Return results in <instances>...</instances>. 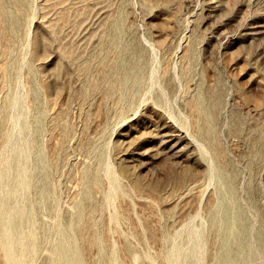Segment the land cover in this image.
<instances>
[{
    "label": "rangeland",
    "instance_id": "374dc122",
    "mask_svg": "<svg viewBox=\"0 0 264 264\" xmlns=\"http://www.w3.org/2000/svg\"><path fill=\"white\" fill-rule=\"evenodd\" d=\"M15 1L0 0V170L24 149L11 205L34 208L31 264L69 224L83 264H174L176 249L190 264L191 226L201 264L225 243L242 246L231 264H264V0Z\"/></svg>",
    "mask_w": 264,
    "mask_h": 264
},
{
    "label": "bare ground",
    "instance_id": "6f19581e",
    "mask_svg": "<svg viewBox=\"0 0 264 264\" xmlns=\"http://www.w3.org/2000/svg\"><path fill=\"white\" fill-rule=\"evenodd\" d=\"M153 74H154V70L152 69V72H149V75L153 76L152 78H154ZM138 84H139L138 76H134L129 83V85L133 88H136ZM18 123L20 125V129L23 130L25 128V123L20 121ZM198 143L199 142H197V144ZM198 145L200 146L202 154H205L208 151V150L206 151V148H204L202 145L200 144ZM12 152H13L12 155L6 158L5 161L6 167L0 170V249L4 254L6 264H31V254L36 250L38 239L33 232L29 233L30 236L29 242L31 244L28 245L26 242L23 225L32 218L34 208L30 204L11 205V202H13L12 200L15 199V196L18 194V191H23L28 185V181H27L28 173L26 172L24 162L19 157L20 154L24 153V149L19 148L17 146H13ZM207 176H208L207 182L209 183L217 176V170L214 168L210 160L208 162ZM116 181L114 182L116 183ZM216 210H217L218 218L220 220V225L218 230L222 231V233L226 234L227 236H232L234 238V241L238 243L239 246L241 241L240 236L242 237V235L233 226V222L237 220L236 216H232L231 218H229L221 204H219L216 207ZM73 227H75L73 224H69L65 228L62 229L58 228L57 230L58 239L52 245V256L42 264H83V261L75 247V243L71 235V230ZM188 237H189L188 242L190 240L192 243V252L194 257V261L190 262V264H201V255L204 249L203 248L204 228L203 227L196 228L194 226H191L188 229ZM85 239L88 242L93 241V239L91 238H85ZM242 254H243V250H242V246H240L237 252L235 253V255L232 256L229 252V248L227 244L225 243L224 246L222 247V250L220 251V254L216 258V264H231L233 260L240 258ZM171 255L173 257L174 264H176L181 257L187 258V253L179 249L173 250V252H171ZM112 264H117V263L114 262Z\"/></svg>",
    "mask_w": 264,
    "mask_h": 264
}]
</instances>
